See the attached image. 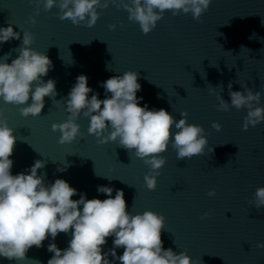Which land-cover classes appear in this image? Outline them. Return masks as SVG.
Wrapping results in <instances>:
<instances>
[{
  "label": "water",
  "instance_id": "95a60500",
  "mask_svg": "<svg viewBox=\"0 0 264 264\" xmlns=\"http://www.w3.org/2000/svg\"><path fill=\"white\" fill-rule=\"evenodd\" d=\"M35 8L34 0H0V27L11 24L21 34L20 40L0 45V59L9 53L8 63L17 58L13 50L21 45L23 32H31V47L53 63L44 79L55 80L58 93L45 97L37 117L25 118L17 106L0 100V112L17 137L10 157L12 174L43 160L45 167L38 172L46 173L50 183L57 178L69 182L78 192L73 199L81 193L87 199H106L97 188L110 186L123 190L132 214L151 210L164 215V248L186 252L195 264H264V249L256 246L264 243V208L249 204L256 189L264 186V122L242 131L247 110L217 111L216 95L209 92L216 87L229 103V82L233 91L247 86L264 93V0H213L202 22L169 11L147 35L128 20L126 10L114 5L98 9L100 18L91 28L61 21L58 8L45 12L42 6L33 25L29 18ZM112 24L115 30L109 29ZM129 70L139 73L140 106L164 108L177 120L187 111L189 123L203 126L209 141L205 154L191 159L178 160L169 146L154 191L145 186L144 176L151 170L144 161L118 142L98 144L82 114L77 121L81 136L71 144H59L60 133L51 127L67 119L66 98L79 75L88 77L93 89L89 98L99 93L104 99L101 83ZM214 121L222 125L221 131L211 127ZM58 167L66 169L60 172ZM213 189L216 195L209 197ZM205 212L211 216L201 220ZM70 239V233H61L54 242L65 249ZM50 242L33 246L25 261L0 257V264H47L53 255L47 250ZM110 248L112 238L104 251ZM116 251L123 254V249Z\"/></svg>",
  "mask_w": 264,
  "mask_h": 264
},
{
  "label": "clouds",
  "instance_id": "9594fccd",
  "mask_svg": "<svg viewBox=\"0 0 264 264\" xmlns=\"http://www.w3.org/2000/svg\"><path fill=\"white\" fill-rule=\"evenodd\" d=\"M34 3L35 14L29 18L33 25L42 6L45 12L58 8L56 15L61 21L70 20L75 26L91 28L100 18L98 9L114 5L126 10L128 20L138 24L147 35L169 11L173 16L191 14L194 20L202 22L213 0H34ZM116 27V24L109 25L110 30ZM13 39L20 40V32L14 31L11 24L0 27V45ZM33 42V34L24 31L21 45L13 50L18 53L17 58L8 63L9 53L4 56L6 59H0V100L17 106L25 118L40 116L45 97L58 95L55 80L45 82L44 79L53 63L46 53L31 47ZM138 80L137 71L114 75L101 83L105 98L100 99L99 93L89 98L93 89L88 86V77L79 75L66 98L67 119L51 127L53 132L60 133L59 144H71L81 136L77 121L82 114L89 120L88 134L95 136L98 144L118 142L119 147L134 152L135 157L144 161L151 170L144 176L145 186L154 191L160 169L166 164L163 153L169 146L178 160L191 159L204 155L209 141L203 126L189 123L187 111H182L177 120L164 108L150 110L147 104L140 106L143 98L137 96L141 90ZM219 87L222 92L223 85ZM232 87L229 82L230 103L216 92V87L209 89L210 94L216 95L217 111L246 109L242 131L264 122V106H260L264 93L254 92L247 86H242L243 91H233ZM211 127L222 130L219 122L214 121ZM14 132L0 112V257L25 261L33 246L42 248L44 241L51 238L47 250L53 255L47 264H115L116 261L119 264H195L186 252L164 248V215L151 210L132 214L122 189L98 186V193L106 194V199H87L82 193L79 199H73L78 192L69 182L57 178L50 183L46 181V173L38 172L45 167L43 160H36L26 171L13 175L14 162L10 157L17 142ZM65 169L58 167L57 171ZM207 195L214 197L216 191L210 190ZM249 204L264 208V186L256 189ZM210 216L211 212H205L200 219ZM61 233L71 234L65 249L54 242ZM108 238H112V248L104 251ZM256 246L264 249V243L258 242ZM117 249H123V254L117 255Z\"/></svg>",
  "mask_w": 264,
  "mask_h": 264
}]
</instances>
